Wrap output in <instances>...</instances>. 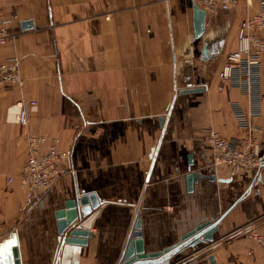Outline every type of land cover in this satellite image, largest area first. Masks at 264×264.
Masks as SVG:
<instances>
[{
	"label": "crops",
	"instance_id": "1",
	"mask_svg": "<svg viewBox=\"0 0 264 264\" xmlns=\"http://www.w3.org/2000/svg\"><path fill=\"white\" fill-rule=\"evenodd\" d=\"M192 5L0 0L13 21L0 62L17 56L23 78L22 87L0 86V264H12L13 246L21 264H115L138 215L145 251L154 252L226 211L213 242L183 246L168 264H264V249L249 254L242 232L264 226V56L261 165L238 173L214 167L205 129L238 134L229 100L246 107L239 88L216 90L244 3L233 20L231 7L206 14L197 38ZM24 20L33 28L22 30ZM19 100L37 101L26 125L12 121ZM29 134L55 136L69 151L56 182L39 193L7 181L23 164ZM191 171L216 179L188 180ZM90 194L102 203L91 237L59 243L55 212Z\"/></svg>",
	"mask_w": 264,
	"mask_h": 264
},
{
	"label": "built area",
	"instance_id": "2",
	"mask_svg": "<svg viewBox=\"0 0 264 264\" xmlns=\"http://www.w3.org/2000/svg\"><path fill=\"white\" fill-rule=\"evenodd\" d=\"M206 14H216L224 7H237L244 3L245 16L240 20L236 31V44L228 52L216 72L221 83L216 85L220 93L236 87L246 97V107L229 100L231 114L240 132L231 137H223L212 128H206L207 140L213 154V166L225 167L232 173L255 169L261 165L262 127L256 119L262 115V60L264 56V0H191ZM253 5L254 11L250 12ZM13 21L0 12V47L11 36ZM20 62L12 56L0 62V86H23ZM14 121L20 125L28 122L29 111L37 110V101L19 100ZM28 152L20 169L7 179L14 177L22 188L35 193L50 188L61 173V165L69 157V151L59 148V139L55 136L29 134L26 137ZM79 197V196H77ZM245 237L254 246L264 249V226L250 223L242 229Z\"/></svg>",
	"mask_w": 264,
	"mask_h": 264
},
{
	"label": "water",
	"instance_id": "3",
	"mask_svg": "<svg viewBox=\"0 0 264 264\" xmlns=\"http://www.w3.org/2000/svg\"><path fill=\"white\" fill-rule=\"evenodd\" d=\"M192 11L194 37L197 38L205 30L206 12L195 3L192 5ZM19 25L22 30L33 28V22L31 20L20 21ZM203 52L206 51L204 50ZM187 179H204L212 181L215 180L216 177L207 174L205 171H191L187 175ZM101 206V201L91 194L65 200L63 207L55 212L59 243L85 245L87 239L91 237L92 233L90 228ZM227 212L228 211L224 212L215 220H206L197 224L195 227L182 234L179 240L174 244L154 252L145 251L141 222L138 215L115 264H168V258L174 255L183 246L189 244L191 247H195L213 242V234L218 230V224ZM10 255L12 264H21L16 246L11 247ZM209 259L213 262L212 257H209ZM3 264H6L5 259H3Z\"/></svg>",
	"mask_w": 264,
	"mask_h": 264
},
{
	"label": "rangeland",
	"instance_id": "4",
	"mask_svg": "<svg viewBox=\"0 0 264 264\" xmlns=\"http://www.w3.org/2000/svg\"><path fill=\"white\" fill-rule=\"evenodd\" d=\"M232 8V20L234 19V15L236 14V12L238 11V9L236 10L235 7H231Z\"/></svg>",
	"mask_w": 264,
	"mask_h": 264
},
{
	"label": "bare ground",
	"instance_id": "5",
	"mask_svg": "<svg viewBox=\"0 0 264 264\" xmlns=\"http://www.w3.org/2000/svg\"><path fill=\"white\" fill-rule=\"evenodd\" d=\"M13 108H16V107L13 105ZM13 108H12V109H13ZM12 109H10V110H12ZM16 111H17V108H16V110H15V112H14V114H13L14 118L12 119V121H14V119H15V117H16V116H15ZM14 122H15V121H14ZM15 123H16V122H15ZM18 124H19V123H18Z\"/></svg>",
	"mask_w": 264,
	"mask_h": 264
}]
</instances>
